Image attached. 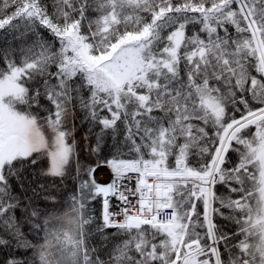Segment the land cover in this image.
I'll list each match as a JSON object with an SVG mask.
<instances>
[{
  "label": "snow or ice",
  "instance_id": "snow-or-ice-1",
  "mask_svg": "<svg viewBox=\"0 0 264 264\" xmlns=\"http://www.w3.org/2000/svg\"><path fill=\"white\" fill-rule=\"evenodd\" d=\"M0 264H264V0H0Z\"/></svg>",
  "mask_w": 264,
  "mask_h": 264
},
{
  "label": "bare ground",
  "instance_id": "bare-ground-1",
  "mask_svg": "<svg viewBox=\"0 0 264 264\" xmlns=\"http://www.w3.org/2000/svg\"><path fill=\"white\" fill-rule=\"evenodd\" d=\"M96 179L99 183H106L110 179V174L107 168H100L96 172Z\"/></svg>",
  "mask_w": 264,
  "mask_h": 264
}]
</instances>
